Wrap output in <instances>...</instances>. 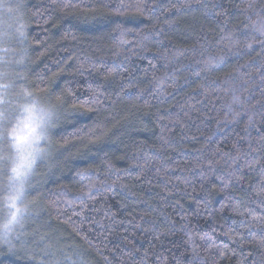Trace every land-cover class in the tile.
I'll use <instances>...</instances> for the list:
<instances>
[{
    "label": "trees",
    "instance_id": "16d2710c",
    "mask_svg": "<svg viewBox=\"0 0 264 264\" xmlns=\"http://www.w3.org/2000/svg\"><path fill=\"white\" fill-rule=\"evenodd\" d=\"M117 2L0 0L4 107L54 114L0 264H264V0Z\"/></svg>",
    "mask_w": 264,
    "mask_h": 264
},
{
    "label": "snow or ice",
    "instance_id": "6c2138e0",
    "mask_svg": "<svg viewBox=\"0 0 264 264\" xmlns=\"http://www.w3.org/2000/svg\"><path fill=\"white\" fill-rule=\"evenodd\" d=\"M63 7H71L74 10L80 5L69 3L64 4ZM102 7H106V5H102ZM136 11L139 14L145 12L142 0H136ZM111 14L109 13V15ZM254 28L264 35V18L258 20ZM117 30L120 32L121 38L126 31H130L124 22L117 23ZM20 34L23 35V32ZM260 43L264 46V41H260ZM247 46L252 47L251 44ZM102 79L107 80L108 76H104ZM104 87L105 85L102 83L97 84L96 88L90 89L94 100L91 103L84 101L83 104L74 105V107L84 112L91 111L93 105L101 103V97L104 94L100 89ZM7 88V84L0 83V171L8 170V181L12 191L6 197L8 203L5 206L10 211L6 223L0 225V240L8 243L11 249L9 236L14 232L16 225L22 224L27 210L25 200L28 194L25 191V183L28 181V177L33 174L37 161L43 160L46 155L43 143L48 139V128L54 114L39 108L35 103L24 104L21 105L20 115L14 118L15 123H12L13 118L8 113V109L4 107L7 103L5 99ZM9 149L12 154L9 153ZM258 194H264V188H261ZM260 203L264 204V199H261ZM70 264H76V262L71 261Z\"/></svg>",
    "mask_w": 264,
    "mask_h": 264
},
{
    "label": "clouds",
    "instance_id": "9594fccd",
    "mask_svg": "<svg viewBox=\"0 0 264 264\" xmlns=\"http://www.w3.org/2000/svg\"><path fill=\"white\" fill-rule=\"evenodd\" d=\"M114 15H132V14H139L136 11V2H131V0H118V2L114 6V12L112 13ZM21 111L17 114L19 116ZM12 123H15V119L12 120ZM9 153H11V150L9 149ZM8 193H0V196L3 198L0 199V204H3L4 209L7 211H10L5 205L8 203L6 200V197L8 196ZM8 219V215L0 219V225L6 223Z\"/></svg>",
    "mask_w": 264,
    "mask_h": 264
}]
</instances>
